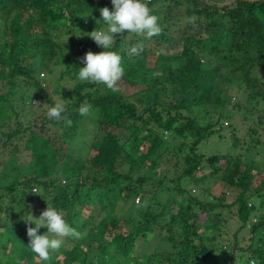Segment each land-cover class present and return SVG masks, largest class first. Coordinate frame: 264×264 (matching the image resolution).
<instances>
[{"label":"trees","instance_id":"1","mask_svg":"<svg viewBox=\"0 0 264 264\" xmlns=\"http://www.w3.org/2000/svg\"><path fill=\"white\" fill-rule=\"evenodd\" d=\"M141 2L161 29L151 45L145 35L125 32L103 49L88 33L106 27L100 9L112 11L111 0H0V264H264L263 175L240 155L197 150L214 134L235 148L233 131L220 133L234 115L248 121V134L259 129L264 138V0ZM57 25L65 41L52 36ZM137 44L143 51L131 55ZM88 51L120 55L124 74L114 90L78 79ZM50 74L52 97L42 90ZM61 99L70 127L47 117ZM84 102L92 108L81 116ZM24 106L39 110L26 125L18 122ZM49 126L56 140L45 136ZM249 142L253 148L258 140ZM161 161L173 176L157 171ZM214 176L216 195L202 201L191 194ZM148 179L158 187L151 198L142 189ZM137 196L146 207L134 212ZM116 201L127 206L126 216L113 214ZM47 203L84 235L63 238L41 261L27 247V228L34 227L27 222ZM223 214L236 225L231 242L216 246ZM139 241L144 251L136 255Z\"/></svg>","mask_w":264,"mask_h":264},{"label":"clouds","instance_id":"2","mask_svg":"<svg viewBox=\"0 0 264 264\" xmlns=\"http://www.w3.org/2000/svg\"><path fill=\"white\" fill-rule=\"evenodd\" d=\"M113 10L109 11L107 7L100 9V15L106 25L88 33V36L103 49H109L115 43L114 35H122L125 32L137 35H145L151 38L158 35L161 31L158 25V17L150 14V9L141 0H111ZM143 51V45L137 44L130 48L131 55H139ZM84 67L78 70V79L80 81H89L92 83H103L109 89L114 90V85L123 76L124 69L121 67V57L114 51H102L99 54H93L91 51L85 53L81 61ZM37 106V102H32ZM92 108L91 104L84 102L79 107L81 116L88 115ZM66 111L64 100L56 103L55 106L48 107L47 117L49 119H63L67 126H71L72 121L62 113ZM39 191L33 188L32 193ZM31 223L34 227L27 228L29 238L28 248L36 254L39 260L48 261L52 253L61 249L65 237L81 239L84 234L70 227L63 219V214L51 204L47 203V208L39 218L34 219L30 215ZM41 228H46L47 232L38 235Z\"/></svg>","mask_w":264,"mask_h":264},{"label":"rangeland","instance_id":"3","mask_svg":"<svg viewBox=\"0 0 264 264\" xmlns=\"http://www.w3.org/2000/svg\"><path fill=\"white\" fill-rule=\"evenodd\" d=\"M147 1V0H145ZM227 2V1H226ZM220 4V0L218 2ZM108 9H110V7H107ZM3 11L0 8V14L2 15ZM94 15L97 14V12H93ZM100 21L102 23L103 19L100 18ZM96 23L99 24V22L97 21ZM100 23V24H102ZM96 25V24H95ZM104 26H106L105 24H102ZM65 29L61 26V25H57V28H54V31H52L53 35L57 38L62 39L63 41L66 40V35L62 34L63 31ZM59 36V37H58ZM74 34H70L69 37H74ZM136 36L131 35L126 37V40H132L135 39ZM59 39V40H60ZM146 39V43L145 45H151L152 39L151 38H145ZM57 40V39H56ZM175 63V62H174ZM172 63V65L174 64ZM171 64V63H169ZM43 75L40 76V73H37V79H42L43 77H46L44 73H42ZM263 74V72H261V75ZM51 77L50 75H47V78L45 82H48L49 84L53 82V80H49V78ZM220 79H223L220 78ZM54 84V82H53ZM54 85H43L42 84V90L44 92V94H48L50 97H52V92H53V88ZM54 99H56L54 97ZM237 98L233 97V95L230 97L229 101L231 103H234L236 101ZM238 100V99H237ZM32 102H36L35 100H31ZM13 104V103H12ZM33 104V103H32ZM33 106H35L33 104ZM228 110L226 112H229V114L231 115V113H233L234 110L230 109L229 107L227 108ZM39 112V110L36 107H32L31 109L25 106L23 107V110L21 111L20 115L18 114V122L20 124H24L26 125V123H29L32 120V117H35L34 114H37ZM190 114H195L194 111H192V113ZM238 115V114H237ZM11 123V122H10ZM12 124V123H11ZM38 124V123H37ZM248 125H250L248 123L247 120H239V118L234 115L233 118H229V119H225L221 122V126H222V130L220 131L221 135H223L224 137H229L228 135L233 131V136L232 138L229 137L230 139H232L235 144L237 143V146L235 148H230V144H231V140H229L228 138L224 139V138H218L217 135H212L208 138L207 141L201 143L198 146V152H201L202 154H208V153H218L220 155H227V154H231V156L235 157L240 155V158L242 160V163H244L247 167H255L258 174L263 175L262 177H264V155L262 154V146H261V142L264 141L263 138V133L261 130L258 129V133L255 134H248L247 133V127ZM45 136H48L49 138H52L54 140H56V133L54 131L53 128H51L50 126L48 128H46L45 130ZM248 134V135H247ZM256 139L258 140V143L251 148L250 146V142L249 139ZM242 139H244L243 142ZM249 147V148H248ZM64 148V145H63ZM143 169V168H142ZM167 171V177L173 176L172 171H169L168 165H166V162L161 161L158 166H157V171ZM210 172V169L208 167H206L205 169L202 170L203 174H207ZM201 173V174H202ZM153 177H156L155 175H153ZM165 185H167L168 183L164 182ZM185 184V183H183ZM221 183L220 180L217 176H214L212 178H205L204 180H202V182L199 184L198 189L191 187V194L197 196V198H199L202 201H208L209 200V196L210 195H216L220 190H221ZM143 192H145V197H150L152 193L157 192L158 191V187H157V183L156 181L153 179H148L147 183L145 184V186L142 187ZM201 190L204 191V193H201ZM261 194L264 196V187L261 190ZM210 194V195H209ZM138 199L137 201H135V199ZM159 201H161L162 199H160V196L157 197ZM156 199V198H155ZM227 200H230V196L227 198ZM132 203L135 205L136 208H133L132 211L135 212V209H141L144 210L146 207L145 204V198L137 196L132 200ZM97 206L96 203H94V205L92 206L93 208ZM127 207V206H126ZM123 206V204L119 201H116L114 207H113V214L117 217L120 216H126L128 213V208H126ZM36 215V214H35ZM36 217H38V215H36ZM222 218L224 219V221L222 222V220L219 223V231L221 236L217 239V243L216 246H219V244H226V243H230L231 242V235H232V231L235 228L236 225V221H234L229 215H222ZM252 221V220H251ZM222 222V223H221ZM251 223V222H250ZM83 234V231H80ZM241 235H246V231L242 232L240 234ZM238 237V246L239 247H244L247 243L245 237L244 239L242 237ZM87 237V236H86ZM86 243L92 244V240L90 239V237L86 238ZM144 244L143 242H137V253L136 255H139L140 253H142L144 250ZM5 249V246L0 244V262H3L6 258V256L3 254V250Z\"/></svg>","mask_w":264,"mask_h":264},{"label":"built area","instance_id":"4","mask_svg":"<svg viewBox=\"0 0 264 264\" xmlns=\"http://www.w3.org/2000/svg\"><path fill=\"white\" fill-rule=\"evenodd\" d=\"M138 199L136 198L135 201H137Z\"/></svg>","mask_w":264,"mask_h":264}]
</instances>
